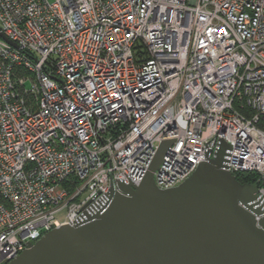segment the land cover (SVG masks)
Here are the masks:
<instances>
[{"label": "built area", "instance_id": "1", "mask_svg": "<svg viewBox=\"0 0 264 264\" xmlns=\"http://www.w3.org/2000/svg\"><path fill=\"white\" fill-rule=\"evenodd\" d=\"M221 141L264 199V0H0V264Z\"/></svg>", "mask_w": 264, "mask_h": 264}, {"label": "water", "instance_id": "2", "mask_svg": "<svg viewBox=\"0 0 264 264\" xmlns=\"http://www.w3.org/2000/svg\"><path fill=\"white\" fill-rule=\"evenodd\" d=\"M171 144L140 185L112 183L75 227L50 231L9 264H264V199L225 170L230 146L221 141L191 178L161 190L154 173Z\"/></svg>", "mask_w": 264, "mask_h": 264}, {"label": "trees", "instance_id": "3", "mask_svg": "<svg viewBox=\"0 0 264 264\" xmlns=\"http://www.w3.org/2000/svg\"><path fill=\"white\" fill-rule=\"evenodd\" d=\"M237 180L242 184L258 185V175L253 172L236 175Z\"/></svg>", "mask_w": 264, "mask_h": 264}, {"label": "rangeland", "instance_id": "4", "mask_svg": "<svg viewBox=\"0 0 264 264\" xmlns=\"http://www.w3.org/2000/svg\"><path fill=\"white\" fill-rule=\"evenodd\" d=\"M48 1L52 2L53 0H48ZM64 214H65V213H60V214L58 215V217H59L60 219H62V218L64 217Z\"/></svg>", "mask_w": 264, "mask_h": 264}]
</instances>
